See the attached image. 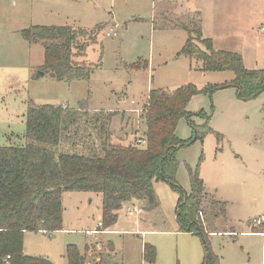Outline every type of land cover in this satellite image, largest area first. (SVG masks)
Instances as JSON below:
<instances>
[{
  "label": "rangeland",
  "instance_id": "374dc122",
  "mask_svg": "<svg viewBox=\"0 0 264 264\" xmlns=\"http://www.w3.org/2000/svg\"><path fill=\"white\" fill-rule=\"evenodd\" d=\"M163 1L199 12L202 33L214 37V49L239 54L248 70L264 71V0L253 5L246 0H2L0 147L24 146L27 109L45 104L114 112L115 135L131 138L136 130L141 136L149 92L192 84L197 94L187 106L190 123L209 132L177 151L175 182L189 194L188 171H197L206 192L225 203L234 234L208 237L209 252L219 264H264V226L254 224L264 220V92L245 101L232 87L211 89L229 83L232 74L202 72L196 59L180 55L185 32L153 28L155 6ZM250 13L254 18L245 24ZM38 24L87 32L101 27L96 38L83 42V60L93 68L88 81L57 82L49 74L36 78L43 49L7 30ZM112 32L116 37L107 36ZM133 64L139 69L128 67ZM191 136L189 122L181 119L176 137L188 141ZM154 193V210L127 203L116 224L104 229L100 195L64 192L62 230L51 236L25 233L23 254L67 264L66 247L74 245L87 264H201L206 256L201 239L178 232L177 192L158 181ZM133 206L139 212L130 215L127 209ZM144 246L154 249V262L143 261Z\"/></svg>",
  "mask_w": 264,
  "mask_h": 264
},
{
  "label": "trees",
  "instance_id": "16d2710c",
  "mask_svg": "<svg viewBox=\"0 0 264 264\" xmlns=\"http://www.w3.org/2000/svg\"><path fill=\"white\" fill-rule=\"evenodd\" d=\"M155 11L154 29L186 33L180 55L196 59L202 72L232 74L229 83L211 89L232 87L245 101L264 92L263 70L246 69L239 54L217 51L210 40L202 37L199 12L179 16L174 13V5L166 1L156 5ZM100 30V26L91 32L70 27H33L20 31V35L43 49V63L38 69L52 80L88 81L93 68L83 60V42L96 38ZM128 67L139 69L135 64ZM196 94L192 84L174 91L151 90L140 116L141 136L136 137L135 130L131 138L117 136L111 130L117 115L114 112L89 111L84 104L78 109L29 106L25 145L0 147V264H52L44 258L24 255L23 237L28 232L51 236L62 230L64 192L100 195L101 226L108 229L116 224L127 203H145L144 211L154 210V184L158 181L177 192V229L201 239L206 252L201 264H219L209 252L208 237L233 236L225 203L205 191L197 171H188L189 194L175 182L177 151L209 132L208 128L190 123L192 115L187 106ZM183 118L192 129L188 141L176 137L178 122ZM138 139L144 141L143 145L137 144ZM154 258V249L144 246L143 261L154 262ZM65 259L67 264H87L74 245L66 247Z\"/></svg>",
  "mask_w": 264,
  "mask_h": 264
},
{
  "label": "crops",
  "instance_id": "0c3cea01",
  "mask_svg": "<svg viewBox=\"0 0 264 264\" xmlns=\"http://www.w3.org/2000/svg\"><path fill=\"white\" fill-rule=\"evenodd\" d=\"M247 1V3L249 4V5H253L254 3H255V0H246ZM2 7H4L3 6V4H2V0H0V11L2 10ZM185 12H188V11H185V10H182V9H180V8H178V6L177 5H175L174 4V13L176 14V15H182V14H184ZM44 13H42L41 15H43ZM32 16H34L33 14H32ZM42 17L43 16H41V20H42ZM253 18H254V15L252 14V13H250L249 15H248V17L243 21V22H245V24H248V22H251L252 20H253ZM33 27H50V26H43V25H30V27L29 28H33ZM29 28H25V29H29ZM22 30H24V29H22V27H15V28H8V30L7 31H10L11 32V34L12 33H18L19 35H20V31H22ZM204 32V31H203ZM204 35H206V34H204V33H202V37L204 38V39H207V40H210L211 41V43L213 42L212 40H215L214 39V37H210V35L209 36H207V37H205ZM2 32L0 33V40H2ZM20 37H21V35H20ZM21 39L23 40V41H25L22 37H21ZM15 41V40H14ZM16 42V41H15ZM28 45H31V44H29L27 41H25ZM17 44H18V42H17ZM17 44H15V46H17ZM33 45V44H32ZM213 46V45H212ZM216 50V49H215ZM217 51H226V52H231V51H227V50H217ZM234 53V52H233ZM205 191H206V189H205ZM219 201V200H218ZM226 212H227V210H226ZM228 218V217H227ZM258 227V226H257ZM260 227V226H259ZM261 232H263L264 233V231H260V234H261Z\"/></svg>",
  "mask_w": 264,
  "mask_h": 264
},
{
  "label": "built area",
  "instance_id": "2783aa9c",
  "mask_svg": "<svg viewBox=\"0 0 264 264\" xmlns=\"http://www.w3.org/2000/svg\"><path fill=\"white\" fill-rule=\"evenodd\" d=\"M262 31L264 32V28L262 29ZM107 36H109V37H111V36L112 37H116V33H113V32H112V34L107 33ZM143 143H144V141H142L141 139H138L137 140V144L138 145H143ZM137 212H139V211L137 210V207L136 206L135 207L133 206L132 209L131 208L127 209V213L130 214V215L132 213H137ZM254 224L256 226H262L263 227L264 226V220L260 219L258 221H255ZM261 235L264 236V233L261 232Z\"/></svg>",
  "mask_w": 264,
  "mask_h": 264
},
{
  "label": "water",
  "instance_id": "95a60500",
  "mask_svg": "<svg viewBox=\"0 0 264 264\" xmlns=\"http://www.w3.org/2000/svg\"><path fill=\"white\" fill-rule=\"evenodd\" d=\"M43 72H41V71H38V74H37V76H36V78H39V77H42L43 76Z\"/></svg>",
  "mask_w": 264,
  "mask_h": 264
}]
</instances>
